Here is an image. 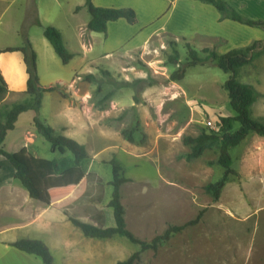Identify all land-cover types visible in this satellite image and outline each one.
<instances>
[{"label": "rangeland", "instance_id": "rangeland-1", "mask_svg": "<svg viewBox=\"0 0 264 264\" xmlns=\"http://www.w3.org/2000/svg\"><path fill=\"white\" fill-rule=\"evenodd\" d=\"M101 1L112 6L108 8H132L137 21L116 22L106 34H100L87 28L90 14L85 0H0V50L30 44L37 54L41 86L65 88L70 103L97 122L100 140L96 150L106 145L104 141L114 145L85 169L80 168L82 175L93 172L105 185L104 199L98 205L103 214H113L109 205L113 191L109 163L117 160L122 176L130 180L121 187L128 230L150 244L170 227L183 228L157 250L141 253L140 260L150 264H264V252L260 250L264 243V138L251 134L231 150L236 174L229 177L218 199L206 188L220 181L225 173L217 163L219 146L206 150L200 158L187 160L192 147L185 143L187 138H197L203 132H218L220 118L236 116L224 87L230 74L212 61L188 66V46L197 50L201 58H207L203 51L206 48L226 54L246 47L253 37L259 38L256 42L264 50V27H251L245 33L223 22L218 33L227 42L215 41L200 35L203 21L212 20L214 13L206 17L197 8L198 3H180L169 30L177 27L175 31L184 34L174 33L176 37L157 32L144 40L169 20L172 1ZM78 7L81 9L76 12ZM257 11V20H264ZM221 18L220 21L228 20ZM47 27H55L63 34L66 48L74 55L68 65L62 63L45 38ZM176 56L179 64L175 65L171 58ZM180 66L186 68L185 78L171 81ZM4 73L7 84L20 87L23 78L15 66H4ZM88 74L95 75L93 82L86 80ZM240 81L256 90L253 118L264 125V53L242 70ZM8 88L9 94L0 98L3 111L29 98L26 90L17 93L9 85ZM111 92L114 95L102 101ZM52 94H44L45 105L39 114L42 120H52ZM34 117L32 111L23 113L4 142L3 149L17 153L19 160L26 134L32 137L30 132L35 131ZM238 128L235 123L234 131ZM124 131L132 132L133 143L124 138ZM101 134L106 135V140ZM30 151L42 158L58 159L42 136ZM86 198L89 195L84 191L82 200ZM93 199L98 200L96 196ZM105 243L114 246L115 258L129 259L140 251V246L118 236Z\"/></svg>", "mask_w": 264, "mask_h": 264}, {"label": "trees", "instance_id": "trees-1", "mask_svg": "<svg viewBox=\"0 0 264 264\" xmlns=\"http://www.w3.org/2000/svg\"><path fill=\"white\" fill-rule=\"evenodd\" d=\"M206 4L213 5L222 15L221 20L228 19L250 27H264V21H253L245 19L236 10L229 6L223 0H196ZM85 7L90 14V21L87 28L91 32L106 34L108 32V25L112 22L125 20L129 24H134L137 21V14L132 8H104L97 7L93 0H85ZM81 8L78 7L76 12ZM45 38L53 47L56 55L61 59L64 65H68L73 59L74 55L68 51L65 46L63 35L60 30L55 27H47L44 31ZM259 42L253 43L246 48L234 49L226 54H219L215 50L209 48L204 49L207 53V58H201L198 51L188 46L189 63L188 66H197L208 61H212L219 69L225 73H229L230 77L225 83V90L228 93L230 105L235 112V117H223L219 119L218 132H203L197 138H187L185 143L192 147V152L187 155V160L200 158L206 150L218 145L220 148V155L218 165H220L225 173L220 181L209 185L206 190L209 194H213L215 199L219 198L221 190L225 187L229 177L235 175L236 172L232 169L233 158L231 150L243 143L251 134H256L264 138V125L253 118V107L257 102L256 90L240 81V74L242 70L250 66L258 57H260L264 50L259 48ZM3 53H19L23 56V62L26 67L28 75L26 93L30 97L23 103L12 105L8 110H0V156L5 157L15 170L14 178L18 180L22 186L28 191L33 199H41L43 192V185L36 182L38 175L57 174L60 175L71 168H86L91 161L88 156L86 148L78 143L76 140L58 134L51 126L46 124L40 117V110L42 107V99L45 93L57 91L64 98L65 88L52 86L46 88L41 86L37 71V54L32 46L28 44L21 48H7L0 51ZM179 58H171L172 64H179ZM110 75L108 72H105ZM186 75V68L181 67L174 72L170 80L182 81ZM94 74H88L86 80L93 82L95 80ZM101 87H98V92ZM9 94L8 84L0 72V98ZM114 95L113 92L107 94L102 101L109 100ZM32 111L35 113L33 120L36 133L45 138L51 145L52 152H59L62 155L70 152L73 155L71 160H53L52 167L35 168L29 166L27 163L16 158L15 155L5 151L3 144L8 136V133L15 129V126L23 113ZM238 123L239 128L234 131V125ZM124 138L130 142H134V137L131 131L123 132ZM112 167V181L110 186L113 187L110 207L113 209L114 227H102L93 223H86L80 219L79 212L82 216L89 214L92 218L95 217L96 206L99 205L105 195V185L100 182L95 173H90L82 184V188L87 192L89 198H86L83 205L76 213L70 215L72 223L79 228L86 237L99 240H108L116 236L126 238L131 243L140 246V251L132 255L129 259L119 262L118 264H135L140 261L141 253L147 250H157L161 245L171 239L172 234L180 232L182 227H170L163 236L156 237L150 244L139 240L131 233L126 224L125 210L121 202V187L130 180L122 176V166L119 161L113 160L110 163ZM39 170V171H37ZM91 184V185H90ZM42 189V190H41ZM97 197L98 200L93 199ZM81 216V217H82ZM10 246L15 247L25 253L36 255L44 261V264H53L54 259L49 248L38 240H19L11 243Z\"/></svg>", "mask_w": 264, "mask_h": 264}, {"label": "crops", "instance_id": "crops-1", "mask_svg": "<svg viewBox=\"0 0 264 264\" xmlns=\"http://www.w3.org/2000/svg\"><path fill=\"white\" fill-rule=\"evenodd\" d=\"M93 1L97 7H112L104 4L101 0ZM170 1H172L173 7L172 13H170L168 18L169 20H167L158 29H154L148 33L144 40L157 32L170 33L176 37H178V35L174 33L184 34L178 29V32L175 31L177 27H172L169 30V25L172 23L171 18L175 14V11L180 3L192 4L193 2L198 3L196 4L198 5L197 8L201 11L203 10L201 13H206V17L210 14V12L214 13V18L212 20L206 19L205 16L203 17L205 20L203 21V29L200 32L201 36L205 38L211 37L215 39V41L223 43L227 42V40L223 38V35L218 33V30H221L220 25H223V22L234 28V31L243 29L244 32L246 30L245 33L250 32V26L240 23L238 26L237 22L235 23L234 21L229 20L220 21L221 16L213 5L196 0ZM226 3L228 5L230 3L231 6L233 5L234 7L232 8L237 12L239 11L242 14L241 16L245 19L264 21L260 19L257 20V16L259 15L257 10L261 11V14L263 15L262 18L264 19V0H227ZM253 8L255 9L253 10ZM119 22L126 21H117V23ZM115 23L116 22H112L108 25V31L112 25H115ZM122 25H125L123 26L125 28L127 24L124 23ZM182 38L187 39L185 35H183ZM258 39H254L253 37L249 38V41L245 44V46H251L252 43L256 42ZM10 65L15 66L23 78L20 87H13L8 84L10 86V90L12 92L22 93L27 88L28 80L23 56L19 53L0 54V72L6 82L7 80L5 78L4 66ZM61 83L62 81L60 80L58 84ZM53 93L54 94H52L50 98V109L53 113L52 120L43 119L46 124L51 126L58 134L74 139L83 145L86 148L87 154L91 158L92 162H95L98 157L114 148V145L104 141L106 145L101 147L99 150H96L95 146L100 140V135L97 131V122L92 120V118L84 110L75 108L70 101L64 98L60 93ZM43 98L42 109L45 105V96H43ZM9 134L10 133H8L5 141L9 138ZM28 134L29 133H27L24 138L25 144L23 150L21 151V160L36 169H50L52 167V161L56 158L46 159L40 157L38 153H32L30 148L35 146L40 135L36 133V130L30 132V136L32 137H29ZM101 137L103 138L102 140H106L105 134ZM51 149L50 145L51 153L58 156L57 160L67 159L68 161H73L74 157L68 154L70 152L62 155L59 152L53 153ZM15 154L17 153L14 152L13 155ZM81 173L80 168H71L60 175H38L35 180L43 185L42 198L33 199L30 197L28 191L22 186V184L14 178L15 170L10 162L5 157L0 156V264H44L42 258L33 254L25 253L10 246L11 243L19 240H38L43 242L52 253L54 259L53 264H118L119 262L128 259L115 258L113 245L106 244L105 242L107 240L86 237L84 233L70 220V215L74 212L76 213V211L80 209L84 203L82 200L84 197L82 184L86 180L87 175H82ZM50 183L54 186L52 187ZM95 206L98 214L96 213L94 218L89 216V214L82 216L81 212H79V215L82 216H80V219L86 223H93L102 227H114L113 214H103L100 211L98 204ZM201 229L202 225L199 227V230ZM263 246L264 243L260 249L262 252H264ZM139 264L150 263H147L146 260L143 261L142 258Z\"/></svg>", "mask_w": 264, "mask_h": 264}, {"label": "built area", "instance_id": "built-area-1", "mask_svg": "<svg viewBox=\"0 0 264 264\" xmlns=\"http://www.w3.org/2000/svg\"><path fill=\"white\" fill-rule=\"evenodd\" d=\"M209 125H212L211 123H209ZM215 129H216V127H215Z\"/></svg>", "mask_w": 264, "mask_h": 264}]
</instances>
